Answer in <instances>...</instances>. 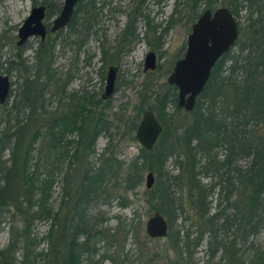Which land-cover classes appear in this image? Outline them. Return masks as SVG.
I'll return each mask as SVG.
<instances>
[{"label": "trees", "instance_id": "trees-1", "mask_svg": "<svg viewBox=\"0 0 264 264\" xmlns=\"http://www.w3.org/2000/svg\"><path fill=\"white\" fill-rule=\"evenodd\" d=\"M62 1L43 0L42 4L48 7L47 17L61 12ZM85 1L76 7L71 25L81 12L89 14V10L95 9L96 0H88L87 4ZM218 1L189 0L192 23L206 10L213 11ZM33 2L36 5L38 1ZM201 4H206L207 9L198 13ZM225 4L235 18L244 6L251 13L258 8L261 12L247 31L243 32L239 26L241 38H245L241 51L248 52L244 62L240 57L234 59L229 67L230 75L224 76L230 52L238 40L214 67L193 112L178 107L175 87L170 86L164 93H142L137 120L151 110L163 126V133L152 151L142 148L138 157L127 165L114 154L100 159L98 168L89 162L96 154L99 137L110 131L109 102L74 96L70 111L47 122L37 115L43 89L36 80L27 82L23 96L29 103L31 115L27 122L20 121L3 134L7 139L3 149H11V156L7 163L0 165L3 182L0 184V223L9 208L24 216L31 214L34 220H51L53 225L47 234L50 247L46 252H36L37 240L32 238L26 223L21 231H13L8 249L0 250V264H16L14 247L19 241L24 243L22 264H28L30 258L41 260L43 264H96L94 239L121 244L122 235L126 239L127 231L120 226L112 233L101 227L99 219L92 216V204L102 195L108 196L109 182L110 195L119 189L129 193L143 186L149 172L155 174L156 184L148 191L147 200L151 210L162 214L169 223V250L176 253L173 260L169 259L171 263L199 264L195 257L207 237L209 261L206 264H212L219 253L228 264H232V258L234 264L238 259L243 264H264V249H257L245 258L239 255L237 248L239 240L248 241L264 227V0H227ZM40 47L44 52L38 53V58L50 69L51 51L44 43ZM237 70L243 71L241 80L234 77ZM40 124L46 125L44 133ZM138 126L137 121L133 123L132 132L137 131ZM75 133L79 139L72 152L69 147L73 141L69 137ZM43 137H48V143L38 149L36 163L32 164L35 145L40 139L44 140ZM110 141L112 148V135ZM173 158L179 171L174 176L165 173L167 163ZM241 158L250 160L248 167L238 166ZM63 161L68 165L62 204V207L67 205L64 215L62 207L54 212L49 205L56 169ZM71 181L75 184L73 189ZM174 189L186 196L177 200ZM228 211L231 213L227 214ZM179 218L184 220L183 224L190 221V227L175 231ZM220 228L234 230L238 238L220 239Z\"/></svg>", "mask_w": 264, "mask_h": 264}, {"label": "rangeland", "instance_id": "rangeland-1", "mask_svg": "<svg viewBox=\"0 0 264 264\" xmlns=\"http://www.w3.org/2000/svg\"><path fill=\"white\" fill-rule=\"evenodd\" d=\"M37 1L39 5L43 0ZM225 1L227 0L215 2L213 11L227 7ZM62 2L64 3V0ZM87 2L88 0L85 1L86 4ZM34 6L33 0H0V75L11 74L9 76L14 84L8 101L0 105V165L7 163L11 156V149H3L5 147L3 144H7V139L3 138L4 131L9 127H16L20 121L27 122L31 115L29 103L23 96V88L27 82L31 83L34 80L43 89L37 115H41L39 119L44 117L47 122L62 112L70 111L74 96L75 98L86 96L95 101L109 102L107 115L111 123L110 131L99 137L95 146L96 154L90 157L89 162L98 168L100 159H108L114 154L122 164H129L138 157L142 149L136 139V131L132 132L133 123L137 121L139 124L142 118L141 115L137 120L138 109L143 101L141 94L145 91H148L149 95L168 91L170 87L167 83L168 77L176 62L185 55L187 39L193 25V12L189 0H96L95 9L89 10V14L81 12L73 25L70 24L54 34L49 32L44 42L40 37H36L30 39L25 46L18 47V30L30 16ZM206 7V4H201L198 13L207 9ZM262 12L264 17V8ZM260 14L259 8L251 13L246 6L242 7L236 18L238 26L243 32L247 31L252 21ZM54 18L47 17L45 24H51ZM238 40L226 64L224 73L226 77L230 75L229 67L232 61L240 57L243 63L248 54L247 51H241L245 38H241L240 34ZM42 43L47 45L52 54V60L48 64L50 69L38 58V53L44 52L40 47ZM150 52L156 53L158 66L155 71L145 72L144 64ZM111 67L117 68V91L110 99L104 100L102 95ZM262 75L264 80V69ZM234 77L241 80L243 71L237 70ZM42 126L44 133L46 125ZM110 135L114 142L112 148ZM43 138L44 140L40 139L35 145V159L32 164L36 163L38 149L48 143V137ZM78 139L76 133L69 137V140L73 141L69 147L72 152ZM249 163V159L241 158L238 166L246 168ZM67 166V161H63L56 169L49 199V205L54 212L59 211L64 202ZM178 172L175 159H170L165 173L174 176ZM107 173L110 174V171ZM0 184L3 185L1 172ZM69 184L73 189L74 182L71 181ZM173 193L177 200L186 196L178 189H174ZM147 194L145 179L143 186L133 192L126 193L119 189L111 195L109 182L108 196L102 195L92 204V216L99 219L101 227L112 233L120 226L125 227L127 231L126 239L122 235L124 241L121 244L110 243V240L105 241L101 238L94 239L97 254L93 261L96 264H173L169 259L173 260L176 253L169 250L171 247L168 238L150 239L147 236L146 223L155 213L148 204ZM121 204L125 206L122 207ZM62 208L64 215L67 213V205ZM226 213L230 214L231 211ZM26 215L28 217L17 213L13 208L5 211L0 223V250L8 249L13 231L15 233L21 231L26 223L32 238L37 240L36 252H46L49 249L47 234L53 222L46 219L34 220L30 218L31 214ZM183 223L184 220L179 218L175 224V231L188 229L191 225L190 221ZM236 237L234 230L220 228V239L230 240ZM207 241L206 237L196 254L195 259L199 264H206L209 261ZM238 242L239 255L249 258L253 251L264 249V227L258 235L250 237L248 241ZM14 249L16 264H22L24 243L19 241ZM221 256L219 253L212 264H228ZM234 262L232 258L231 263ZM28 264L43 262L30 258ZM237 264L243 263L238 259Z\"/></svg>", "mask_w": 264, "mask_h": 264}, {"label": "water", "instance_id": "water-1", "mask_svg": "<svg viewBox=\"0 0 264 264\" xmlns=\"http://www.w3.org/2000/svg\"><path fill=\"white\" fill-rule=\"evenodd\" d=\"M82 0H64L60 14L54 20L52 33L65 29L71 22L76 7ZM44 6L32 9L18 32V47L29 39L40 37L45 41L47 29L44 24L46 17ZM238 22L229 8L222 7L215 11L206 10L192 25L187 39V48L182 59L178 60L168 77L167 83L178 90L177 105L186 112L195 110L197 100L210 81L212 71L218 61L235 46L239 39ZM158 59L155 52L146 56L144 71H155ZM117 68L108 70L106 87L102 98L110 99L116 92ZM11 82L9 77L0 75V105H4L10 96ZM163 133V126L155 113L147 110L142 114L136 131V139L146 151H152ZM156 184V176L149 172L145 176V186L151 191ZM146 233L150 239H165L169 233L167 219L155 212L146 223Z\"/></svg>", "mask_w": 264, "mask_h": 264}, {"label": "flooded vegetation", "instance_id": "flooded-vegetation-1", "mask_svg": "<svg viewBox=\"0 0 264 264\" xmlns=\"http://www.w3.org/2000/svg\"><path fill=\"white\" fill-rule=\"evenodd\" d=\"M42 2H43V1H42ZM42 2H41L39 5H38V3H37V4H36L37 6L35 5L33 8H35V7H40V6H44V7L46 8V13H45V14H46L45 20H46V18H47V16H48V7H47V5L42 4ZM62 7H63V5H62ZM33 8H32V9H33ZM59 14H60V13H59ZM59 14H58V15H59ZM58 15H57V16H54V17H55L54 20L58 17ZM45 20H44V24H45ZM54 20H53V22H52L51 24H50V23H49L48 25L45 24L46 29H47V36H48V33H49V32L52 33V32H51V28L53 27ZM25 21H26V20H25ZM25 21H24V22H25ZM23 24H24V23H23ZM22 26H23V25H22ZM22 26H21V27H22ZM21 27H20V28H21ZM20 28H19V30H20ZM19 30H18V32H19ZM53 34H54V33H53ZM35 38H36V37H35ZM46 38H47V37H46ZM18 39H19V38H18ZM31 39H32V38H31ZM29 40H30V39H29ZM29 40H28V41H29ZM45 40H46V39H45ZM28 41H27L23 46H25V45L28 43ZM42 42H44V41H42ZM17 43H18V42H17ZM23 46H21V47H23ZM13 63H14V62H13ZM13 63H12V64H13ZM7 74H8V73H7ZM9 75H11V74H9ZM9 75H2V76H7V77H9L10 82H11V90H12L14 84H13V80H12V78H11ZM10 93H11V92H10Z\"/></svg>", "mask_w": 264, "mask_h": 264}]
</instances>
